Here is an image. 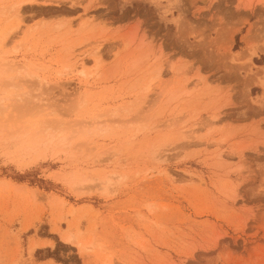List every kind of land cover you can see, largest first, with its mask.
I'll use <instances>...</instances> for the list:
<instances>
[{
    "label": "rangeland",
    "instance_id": "1",
    "mask_svg": "<svg viewBox=\"0 0 264 264\" xmlns=\"http://www.w3.org/2000/svg\"><path fill=\"white\" fill-rule=\"evenodd\" d=\"M49 3L20 40L59 126L0 151V264H264V0Z\"/></svg>",
    "mask_w": 264,
    "mask_h": 264
},
{
    "label": "bare ground",
    "instance_id": "2",
    "mask_svg": "<svg viewBox=\"0 0 264 264\" xmlns=\"http://www.w3.org/2000/svg\"><path fill=\"white\" fill-rule=\"evenodd\" d=\"M52 1L55 0H45L49 4ZM39 2L40 0H0V151L13 158L33 156L40 144L45 148L53 147L54 132L59 126L58 123L53 124L54 120L49 118L47 109L36 110L37 97L43 96L48 83H42L38 66L22 54L26 44L20 38L26 24V15L28 12L37 13L35 6H39ZM46 10L42 15L49 18L54 12ZM42 25L46 35L48 31H54L56 39L65 36L61 24L55 29H51L50 24ZM28 33L32 36L29 46L34 41L31 28ZM250 50L246 53L253 52ZM38 118H42L41 128ZM56 140L62 142V145L66 142L60 135ZM63 241L71 244L75 241L74 235L65 233Z\"/></svg>",
    "mask_w": 264,
    "mask_h": 264
}]
</instances>
